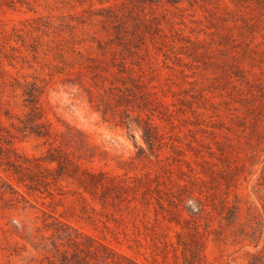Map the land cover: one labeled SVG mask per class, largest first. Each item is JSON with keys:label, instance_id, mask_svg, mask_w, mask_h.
<instances>
[{"label": "rangeland", "instance_id": "1", "mask_svg": "<svg viewBox=\"0 0 264 264\" xmlns=\"http://www.w3.org/2000/svg\"><path fill=\"white\" fill-rule=\"evenodd\" d=\"M0 99V264L51 256L52 217L137 264L264 255V0H0Z\"/></svg>", "mask_w": 264, "mask_h": 264}, {"label": "trees", "instance_id": "2", "mask_svg": "<svg viewBox=\"0 0 264 264\" xmlns=\"http://www.w3.org/2000/svg\"><path fill=\"white\" fill-rule=\"evenodd\" d=\"M19 84L21 85L20 88L22 89V94L26 96V100L31 103V106L26 118L24 120H19L22 127L18 129H21L20 131L28 129L29 133L34 134L37 137H44L47 132L45 124L37 123L40 119L38 96L42 93L43 86L38 85L35 80L29 82L25 81L24 83ZM2 104L3 102L0 99V106H2ZM142 130L146 144L151 150H153L156 143H158L157 138L148 127L144 126ZM50 159L51 162H56L57 164L54 172L57 173L58 177L67 174L62 161L52 158V156H50ZM45 171L53 173L52 170ZM78 172H80V174ZM40 177L44 176L41 175ZM68 177L75 180L85 191H89L91 188L104 186L103 180L105 177L102 173H95L86 169L81 170L80 167L75 164H73L72 172L71 174H68ZM37 182L42 183L45 181L43 179H37L35 183ZM4 184L6 185V183ZM7 187H9L8 193H12L22 198V195L13 190L8 184ZM27 187L29 189L31 188L30 186ZM52 219L53 222L51 227L55 226V228H53L54 231L51 241L52 248L48 249L47 243L42 246V249L49 252L51 256H45L39 264H137L135 261L115 252L107 245L96 241L92 237L83 236L86 240L85 243H83V241L79 239L81 235L78 234L76 230L70 228L58 218L52 217ZM261 252L262 251L255 255V261L252 264H264V255Z\"/></svg>", "mask_w": 264, "mask_h": 264}]
</instances>
